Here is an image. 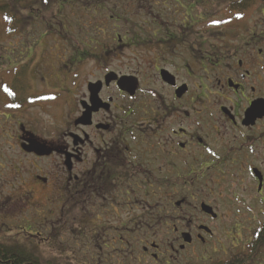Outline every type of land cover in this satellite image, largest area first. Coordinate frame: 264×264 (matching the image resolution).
<instances>
[{"label":"flooded vegetation","instance_id":"1","mask_svg":"<svg viewBox=\"0 0 264 264\" xmlns=\"http://www.w3.org/2000/svg\"><path fill=\"white\" fill-rule=\"evenodd\" d=\"M132 1L141 36L110 27L98 68L40 25L0 70V256L26 257L10 226L29 220L40 243H104L97 264H191L209 243L231 264L264 241V0Z\"/></svg>","mask_w":264,"mask_h":264},{"label":"rangeland","instance_id":"2","mask_svg":"<svg viewBox=\"0 0 264 264\" xmlns=\"http://www.w3.org/2000/svg\"><path fill=\"white\" fill-rule=\"evenodd\" d=\"M19 1L20 2L16 4L14 0H0V6H3L4 3H8L10 12L12 14L17 12L14 18H10L8 21H4L0 17V70H2L5 63L13 64V59L20 57L21 43L23 42L22 30L29 29L27 27L42 25L50 28L54 26V24L59 27H70L69 29L71 32L69 35L73 38L72 41L74 42L76 50V60L78 62L79 59H85L83 64L77 69L79 73L82 71L86 72V69L93 70L98 68V61H96V59L99 60L102 58L106 60L113 57V55H110L108 48L104 50L96 49L95 46L89 45L90 42H99L102 37L105 38L114 34H120V36L125 35L129 38H131L133 33H136L137 36H141L138 29L140 26L139 20L142 18L148 20L147 17H142V15H140V17L137 15L135 11H137V9H143V7L137 8V3L132 0H107L104 6L105 12L99 16L98 14L92 15L91 13H83L82 8H80L83 4L79 3V1L61 6L59 5L60 1L56 0L55 2H51V5L47 7H44L40 0ZM102 11L103 10H101V12ZM111 14L116 16V21H111ZM251 17L252 21L260 18L259 15H253ZM261 19L264 20V17ZM110 27L116 28L111 35L107 34L108 31L110 32ZM98 28L104 29L106 35L99 33L97 30ZM149 30H151L150 27L143 30L145 31L144 34H148L150 32ZM112 39L113 37L111 40ZM80 53L83 55H80ZM124 69L123 71L125 72L127 68L125 67ZM126 73L130 74L131 69L126 71ZM34 214H36V212H34ZM35 225L34 221L29 220L21 226L17 223L10 226V238H13L11 246L14 248H23L16 244L19 243L23 245L28 252H31V255L37 257L42 264H97L95 253L98 247L104 243L89 242L88 249L85 248L84 242L72 240L40 243L35 236L37 235V226ZM14 240H16V242ZM148 244L150 243H139V248ZM104 248L103 245L102 249ZM210 248H212V243H209L206 248H204L207 249L206 251L198 246L195 247L193 253L203 251L206 256L201 260L196 259L191 264H213L211 258H214L216 254H212ZM242 248L241 246H237V248L234 249L236 251H241ZM189 251L191 250L189 249ZM227 251H230V249ZM89 252H91V254H89ZM191 253L192 251L187 252V254ZM237 256V258H239L242 255L238 254ZM110 259L114 261L113 258L110 257ZM104 260L106 259H101L102 264H104ZM111 264H113V262Z\"/></svg>","mask_w":264,"mask_h":264},{"label":"trees","instance_id":"3","mask_svg":"<svg viewBox=\"0 0 264 264\" xmlns=\"http://www.w3.org/2000/svg\"><path fill=\"white\" fill-rule=\"evenodd\" d=\"M16 4H18L19 0H14ZM22 1V0H21ZM44 7H47L48 5H51V2H55L56 0H40ZM61 6L63 5H69L72 4L74 1H79V3H82L83 6H79L82 8L83 13H91L92 15L97 14V12H101V10H104V6L106 5L107 0H59ZM8 3H4L3 6H0V17L4 21H8L10 18H14V15L17 14V12H14L12 14L9 10ZM82 13V12H80ZM99 16V14H98ZM58 19V18H56ZM56 25V24H54ZM80 55H83L80 53ZM264 241H253L252 243L247 246L248 254H244L241 257L238 258L237 261H234L231 264H259V260L261 255L264 253ZM13 256H0V264H42L40 260L37 257H34L29 252L26 254V257L24 256V259L21 257L23 255L18 256V252H12ZM257 259V262H256Z\"/></svg>","mask_w":264,"mask_h":264},{"label":"water","instance_id":"4","mask_svg":"<svg viewBox=\"0 0 264 264\" xmlns=\"http://www.w3.org/2000/svg\"><path fill=\"white\" fill-rule=\"evenodd\" d=\"M164 73H162L163 75ZM164 76V75H163ZM124 82V86L126 89H131V88H134L133 85L131 84V82H128L129 81V78L128 79H123ZM186 242H188V240L185 239Z\"/></svg>","mask_w":264,"mask_h":264},{"label":"snow or ice","instance_id":"5","mask_svg":"<svg viewBox=\"0 0 264 264\" xmlns=\"http://www.w3.org/2000/svg\"><path fill=\"white\" fill-rule=\"evenodd\" d=\"M45 2H47V0H45Z\"/></svg>","mask_w":264,"mask_h":264}]
</instances>
